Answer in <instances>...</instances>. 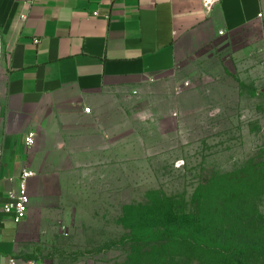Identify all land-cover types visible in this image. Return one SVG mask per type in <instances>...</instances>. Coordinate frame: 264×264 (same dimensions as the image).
I'll return each instance as SVG.
<instances>
[{"label":"crops","instance_id":"0c3cea01","mask_svg":"<svg viewBox=\"0 0 264 264\" xmlns=\"http://www.w3.org/2000/svg\"><path fill=\"white\" fill-rule=\"evenodd\" d=\"M263 19L264 0H0V264L44 259L70 202L54 189L100 165L99 117L117 95ZM25 170L34 176L16 224L3 207Z\"/></svg>","mask_w":264,"mask_h":264},{"label":"rangeland","instance_id":"374dc122","mask_svg":"<svg viewBox=\"0 0 264 264\" xmlns=\"http://www.w3.org/2000/svg\"><path fill=\"white\" fill-rule=\"evenodd\" d=\"M99 118L100 165L54 189L70 202L58 205L49 250L36 263L128 264L132 247L150 245L134 243L130 216L145 218L164 200L190 212L196 192L226 175L264 187V19L117 95ZM256 205L264 216V192Z\"/></svg>","mask_w":264,"mask_h":264},{"label":"trees","instance_id":"16d2710c","mask_svg":"<svg viewBox=\"0 0 264 264\" xmlns=\"http://www.w3.org/2000/svg\"><path fill=\"white\" fill-rule=\"evenodd\" d=\"M239 175L202 186L190 212L164 200L145 210V218L130 216L134 243L150 245L132 247L128 264H264V216L256 205L264 187L260 179L238 181Z\"/></svg>","mask_w":264,"mask_h":264},{"label":"built area","instance_id":"2783aa9c","mask_svg":"<svg viewBox=\"0 0 264 264\" xmlns=\"http://www.w3.org/2000/svg\"><path fill=\"white\" fill-rule=\"evenodd\" d=\"M261 17V14L258 15ZM25 16L20 17V21H23ZM220 35L222 33H219ZM151 78L150 80H153ZM85 112L88 113L89 109H85ZM35 136L33 133H28L25 138V145L28 148H31L34 145ZM34 173L31 171H23L20 176V185L16 194H10L9 201L4 205L3 212L6 215H10L14 223L19 224L26 217L29 205V196L27 192V181L29 178L33 177ZM9 264H17L16 259L11 258ZM29 264H40V263H29Z\"/></svg>","mask_w":264,"mask_h":264}]
</instances>
